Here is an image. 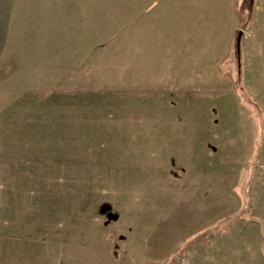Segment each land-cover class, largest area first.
I'll list each match as a JSON object with an SVG mask.
<instances>
[{
  "label": "rangeland",
  "instance_id": "374dc122",
  "mask_svg": "<svg viewBox=\"0 0 264 264\" xmlns=\"http://www.w3.org/2000/svg\"><path fill=\"white\" fill-rule=\"evenodd\" d=\"M217 1L0 0L25 264H264V0Z\"/></svg>",
  "mask_w": 264,
  "mask_h": 264
},
{
  "label": "crops",
  "instance_id": "0c3cea01",
  "mask_svg": "<svg viewBox=\"0 0 264 264\" xmlns=\"http://www.w3.org/2000/svg\"><path fill=\"white\" fill-rule=\"evenodd\" d=\"M238 0H228L226 5L236 12ZM217 5L222 7L223 0ZM0 198V264H25V234L18 224V218Z\"/></svg>",
  "mask_w": 264,
  "mask_h": 264
},
{
  "label": "water",
  "instance_id": "95a60500",
  "mask_svg": "<svg viewBox=\"0 0 264 264\" xmlns=\"http://www.w3.org/2000/svg\"><path fill=\"white\" fill-rule=\"evenodd\" d=\"M241 36H242V32L239 33L238 38H237V48H238V51L240 50Z\"/></svg>",
  "mask_w": 264,
  "mask_h": 264
}]
</instances>
